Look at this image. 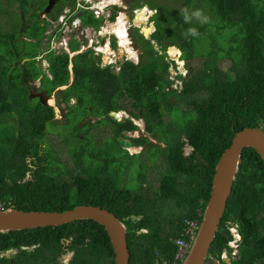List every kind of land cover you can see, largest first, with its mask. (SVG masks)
<instances>
[{
    "label": "trees",
    "instance_id": "trees-1",
    "mask_svg": "<svg viewBox=\"0 0 264 264\" xmlns=\"http://www.w3.org/2000/svg\"><path fill=\"white\" fill-rule=\"evenodd\" d=\"M140 1H133L132 7L146 4ZM168 1L180 10L161 12L160 6L147 4L154 10L150 21L155 30L148 39L138 28L130 32L134 45L142 52L137 64L120 63L118 74L110 66H101L100 55L90 49L70 57L61 50L49 49L47 41L43 50L49 23L39 16L47 0H19L20 22L7 28V23L0 21V210L12 207L62 212L78 205L97 206L125 225L128 264H160L173 259L174 241L184 229V220L201 219L198 213L202 215L209 198L215 166L235 133L247 127L264 130V0ZM31 4L36 8L28 17ZM68 7L73 10L76 0H59L57 9L47 16L57 19ZM2 10L0 0V15ZM137 16L135 24L148 27L142 24L145 11L137 12ZM209 24L217 35H205ZM81 26L97 30L101 20L83 11ZM193 29L195 35L190 31ZM144 30L148 35L150 29ZM203 37L212 46L210 52L203 44L200 51L195 50V43L204 41ZM111 45L116 48L115 40ZM168 47L170 55L181 52L180 59L190 74L188 78L178 76L183 81L180 90L173 89L169 80L168 68L173 62L166 54ZM69 50L76 52L78 44L70 42ZM198 58L203 60L202 68L193 71L189 63ZM222 59L231 62L233 75L219 69L217 62ZM40 60L46 62V69L38 65ZM36 80L38 92L54 94L56 105H63L67 116L79 117L71 129L76 140L80 132L88 134L102 123L112 126L118 144L120 139H127L132 147H143L139 154L129 155L120 145L129 167L139 171L138 186L144 184L147 164L160 151L167 172L160 180L156 198L141 194L138 188H122L117 170L83 164L84 148L70 153L75 171L66 166L58 171L49 169L41 140L48 124L56 121L55 111L38 97L32 98L30 83ZM60 87L66 88L57 91ZM199 91L207 92L206 97L186 100ZM180 103L188 110H183ZM163 108L170 109L172 115L181 112L183 122L178 131H182L183 141L180 135H169L162 120ZM121 111L128 114L122 122L111 116ZM87 116L95 121L80 126ZM131 118L142 119L145 133L163 138L165 147L160 149L142 137L126 138L124 133L138 130ZM185 145L192 149L189 155L185 154ZM137 156L146 158L133 163ZM241 159L205 264L212 263L211 257L226 264L220 258L224 250L229 264H264V162L251 148L244 149ZM171 203L179 214H160V206L169 207ZM231 225L237 226L240 235L235 256H231L232 248L228 246L233 238ZM8 250L16 253L10 258L1 255ZM65 252H72L67 264H115L106 231L92 220L0 233V264H58Z\"/></svg>",
    "mask_w": 264,
    "mask_h": 264
},
{
    "label": "rangeland",
    "instance_id": "rangeland-1",
    "mask_svg": "<svg viewBox=\"0 0 264 264\" xmlns=\"http://www.w3.org/2000/svg\"><path fill=\"white\" fill-rule=\"evenodd\" d=\"M39 0H37L38 3ZM48 1V0H47ZM81 1V0H80ZM100 0H89V1H83L81 2V7H88L89 5V9L90 10H83L80 9L81 7H77L76 5V14H74L72 16V23L74 22V20L76 19V15L78 14V12H92V10L94 11H98L99 13L97 14V16L99 17L98 19L101 20V23L104 24L103 22V18L105 16L108 15V12H110V8L108 9H103L100 5V9L96 8L97 6H99ZM112 2L108 1L109 4H113L111 5L112 7V14H114L115 12V17L114 19L111 21H106L107 24H104V28H102V34L103 36L107 35V32L110 30L111 25H113L114 23H116V17L117 15L121 16V14L123 15V17L125 18V21L127 22L128 25V34H130V32L133 33V29L134 28H138L139 29V25H136L135 22L138 21V16L137 18H134V10L136 9H147L144 10L145 12H147V16L149 17L150 13H148V11L150 10L148 5H158L160 6V10L161 12L165 11L166 9H174L176 10H180L179 6L177 4H173V6H170V1H165L164 0H142L143 4L140 8H135L132 7L133 1L136 0H117V2L115 3L114 0H111ZM142 1H140V4L142 3ZM58 2L59 0H54L53 2V8L54 11L57 9L58 7ZM78 2V0H76V3ZM119 2V3H118ZM55 4V5H54ZM148 4V5H147ZM19 6V0H2V7L5 10H2V13L0 15V21L1 24H5L7 23V28H11L13 26V23H15L16 21L19 23L20 22V9L18 8ZM116 7V9H115ZM36 6H33L32 4L29 6V13H28V17L31 15V13L33 14L34 10H35ZM117 10V11H116ZM142 11V10H140ZM151 11V10H150ZM8 12V13H7ZM44 12V11H43ZM40 13L39 18L41 20H53L51 17L47 16L48 14H44V13ZM65 12V11H64ZM177 12V11H176ZM10 15V16H9ZM152 15V14H151ZM146 17V20L144 21V23L147 25L149 23L150 20H148ZM150 18V17H149ZM59 19V18H58ZM63 22H59L58 24H56V21L54 23V26L57 25V29L55 31H53L52 29H50L48 31V34H52V36H47L44 38V42L42 44L43 46V50H46V42H49V49H53V50H59L60 49V45L61 42L63 40V37H67V35L69 36V43L74 41L75 43L78 44V50L76 52V54L78 53H82L81 52V43L83 45H86L88 40L85 42H78L80 41V35L76 36V27L71 26V23L67 22V19L64 17ZM27 22V21H26ZM81 22V20H80ZM67 26V27H65ZM49 28V27H48ZM6 29V27H5ZM48 30V29H47ZM78 30V29H77ZM80 30V29H79ZM67 32L64 33V32ZM151 31V30H150ZM149 31V32H150ZM47 32V31H46ZM148 32V33H149ZM90 36L89 38H92L94 41H98L99 44L104 43L101 40H103L102 37L97 36L94 32H89L88 33ZM209 34H215L217 35L218 32L214 29L213 25L209 24L208 25V33H206L205 35H209ZM19 36V35H18ZM113 39H115V37L112 35ZM77 38V40H76ZM84 38V37H83ZM88 38V39H89ZM130 38V36H129ZM85 39V38H84ZM203 39H205V37H203ZM112 40V38H111ZM203 41V40H202ZM202 41L195 43V50H201V45L203 44L204 47L206 48L205 51L206 52H210L212 50V46L208 44V40L205 39L202 43ZM216 41L219 42L220 44H222V41L219 37L216 38ZM117 44V43H116ZM202 45V46H203ZM93 46H97L95 43ZM99 46V45H98ZM108 46V45H106ZM104 46V47H106ZM104 47H101L100 50L103 52V54H100V61L103 65H105L106 62H108V60L111 58V56H109V54L112 52L113 55L115 54L116 58L119 57L118 54H121V50L119 52L118 48H114L111 49L108 47L109 51L108 54L104 53ZM134 51L138 53V48L134 47L132 45ZM138 49V50H137ZM156 49V46H155ZM140 52H142L141 50H139ZM84 52V51H83ZM74 53V52H73ZM141 54V53H140ZM169 54V53H168ZM112 55V56H113ZM177 55V54H176ZM176 55H170L169 56H173L175 57ZM131 56H135L134 53L131 54ZM134 58V57H132ZM202 59H192L190 61V66L192 68L193 71H197L200 70L202 68ZM131 62V61H130ZM134 63V62H133ZM40 67H42L43 69H46L47 64L44 60H40L39 64ZM181 65V64H179ZM217 66L219 67V69L222 72H228L231 73V75H233V70H232V64L229 60H219L217 62ZM117 67L120 69V65L118 64ZM186 68V67H185ZM112 72H114L115 74H118L119 71L116 70V68L111 67ZM185 76H183V78H188L190 76V74L187 73V68L185 70ZM183 84V81H181ZM31 86V96L32 98H37L39 94H41V92L37 91V88H39V81L36 80L35 82L30 83ZM182 88V86H181ZM207 92L205 91H199L197 93H195L192 96H189L188 99H186L188 102L191 100H200L204 97H206ZM54 98V100H53ZM53 98L52 100L48 101L49 103H51L52 101V105H54L55 109V122L48 124L47 126V132L45 133L44 138L41 140V144L44 148V153L46 154V162L48 163V168L49 169H53L54 171H58L63 169V166H66L68 169H70L71 171H75V163L72 160V155L70 154L71 152H74L76 149L77 150H81L82 148L86 149L87 151H82L83 153V158L81 160V162L85 165L89 164V166H91L92 168H101L103 166H105V168L108 171H112L115 172L116 170L118 171V173L121 174V184L120 186L122 188L127 187L130 188L131 190H136L138 188V190L140 191L141 194H143L142 192H145L147 194L148 197H150L151 199H155L157 194L159 193V183L161 178L166 174L167 172V164L165 162V159L163 157L162 154H160V151H157L156 157L154 159V161L152 163L147 164L146 170H145V175H144V184L142 185H137V176L139 174V171L136 168H130V163H128L129 159L128 157H126L125 153L122 151L121 148V144H120V139L119 140V144L117 142V140L114 137V131L112 129V126L110 125H104L101 123L100 127H94L91 128L88 132V134L86 132H80L79 134V139L76 140V138H74L71 134V129L73 126V122L74 120H79V117H76V114H73L74 116H67V110L64 108L63 105H61L60 107H58L56 105L55 102V95L53 94ZM172 99H174L173 97H171ZM171 99V102H172ZM74 103V101L71 102V104ZM181 108L185 111L188 110V106L184 103H180ZM163 107H167V105L163 106ZM175 115H172L170 109H166L163 108V116H162V120L164 122V124H166V128L167 131L169 132V135H180L181 140L183 141L184 135L182 133L181 130L178 131V128H180V124L183 122V116L181 115V112L179 111H175L174 112ZM118 117L119 119H115L117 121L122 122L124 119L128 118V114L125 111H121L118 113ZM95 120L93 119L92 116H87L86 118L81 120V125L83 126V123H89L92 124ZM131 121L133 122L134 125H138L139 126V130H136L134 132H126L124 133V136L126 138H145L147 140H149V144L152 145H156L158 146L160 149L165 147V141L163 138H154L152 135L145 133L144 131V121L142 119H133L131 118ZM137 126V127H138ZM161 128V127H160ZM85 130V129H83ZM163 131V130H162ZM164 132V131H163ZM127 140V139H124ZM189 146H184V150L186 155H189L191 149H189ZM123 149L127 150L129 155H136L139 154V152L142 151L143 147H128V148H124ZM159 149V150H160ZM155 152V151H154ZM152 152V154L154 153ZM147 154V156H149V152H145ZM144 156V155H142ZM145 157H141V156H137L133 159V163L139 160H143L145 159ZM149 158V157H148ZM125 164V165H123ZM132 164V163H131ZM65 178H69L68 175H65ZM169 199H167L166 201H168ZM160 214H163L165 216H175L179 214V209L173 204H169V207L167 205H161L160 206ZM165 223V222H163ZM166 226V225H165ZM235 225H231V227ZM167 227V226H166ZM145 231V230H144ZM233 248V253H236L235 247L234 245H230ZM15 251L12 250H8L6 252L3 253V256H6L8 258H10V255H14ZM72 252H65L63 255L60 256L59 261L60 263L58 264H65L66 261H70ZM225 255V258H227V253L223 252L222 256ZM67 257V260H66ZM211 264H219V262L211 257ZM226 259H223V261H225ZM68 261V262H69Z\"/></svg>",
    "mask_w": 264,
    "mask_h": 264
},
{
    "label": "water",
    "instance_id": "water-1",
    "mask_svg": "<svg viewBox=\"0 0 264 264\" xmlns=\"http://www.w3.org/2000/svg\"><path fill=\"white\" fill-rule=\"evenodd\" d=\"M53 2L54 0H48L43 12L44 14L50 12ZM81 16L82 12L76 15V17ZM144 29L151 30V26L140 27V33L145 39H148L151 31L147 35ZM156 49H158L157 46ZM71 55L74 56L76 53H72ZM65 88L60 87L56 90H63ZM38 98L43 104L51 106L48 101L52 100L53 96H46L42 93L38 95ZM111 116L114 119H119L115 112L111 113ZM120 144L124 148L131 147L129 140H120ZM246 148L253 149L264 162L263 129L247 127L236 132L229 147L221 154L215 166L209 198L201 216L198 232L182 264H205L211 245L219 230L233 183L239 171L242 153ZM79 220H92L101 225L109 237L115 264L129 263L130 254L126 241L127 229L125 225L114 214L97 206L78 205L62 212L21 211L10 207L0 210V233L5 234L51 226L57 227ZM224 262L229 264L230 260L226 259Z\"/></svg>",
    "mask_w": 264,
    "mask_h": 264
},
{
    "label": "built area",
    "instance_id": "built-area-1",
    "mask_svg": "<svg viewBox=\"0 0 264 264\" xmlns=\"http://www.w3.org/2000/svg\"><path fill=\"white\" fill-rule=\"evenodd\" d=\"M83 1H86V0H81V1L78 0V2L76 3L77 7H79V6L81 7V2H83ZM87 1H89V0H87ZM100 1H101V3H100ZM100 1H99V3L102 4L101 7L103 9L110 8V12H108V15L106 16V18H105V16L103 18L104 24H107L106 21L109 22L111 20L110 19V17L112 16V7H111V5H113V4H109L108 0H100ZM96 8L100 9L99 6H97ZM80 9L90 10L89 9V5H88V7H81ZM140 10H143V9L134 10V18L136 17L137 12H139ZM144 10H147V9L145 8ZM64 11L57 17V19H53V20H47L46 19V21L49 23V28H48V30L46 32V34L48 36H52V34H48V31L50 29L55 31L58 28L57 25L54 26L55 21H56V24H58L59 22H63L64 21L63 19L65 17L67 19V22L69 23L70 20L72 21V16L76 12V9L75 10H71L70 8H67ZM92 11H93L94 17L95 18H99L97 16V14L99 12L98 11H94V10H92ZM145 13H147V12H145ZM148 13H150L149 17H151L154 14V10H151V11L149 10ZM119 17L120 16L117 15V17H116L117 21L119 20ZM149 17L147 18L148 20L150 19ZM71 21H70V23H71L70 25L76 27V36L80 35V41H78L77 38H76V40L78 42H80V43L83 42V41L86 42L88 40L86 45H83L81 43V46H80L81 47V52L90 49V50H92L94 52L95 55H100V54H103V52L100 50V48L104 47L106 45H108V47L112 51V49H114L112 47V45H111L113 40H115V42L117 43L116 44V49L118 48L119 52L123 49L121 51V54H118L119 55L118 58H116L115 54L113 55V53L111 52L109 54V56H111V58L108 60V62L105 63V65H103L101 63V66H103V67L104 66H110V67L116 68V70L119 71V68L117 67V65L118 64L120 65V63H122L124 61H127V62L131 61V63L134 62L133 64H137L138 59H139V55H137V53L134 51V49L132 47V45L134 47H135V45H134L133 39L131 38V35L128 34V25H127V22L125 21V19H124V21L126 23L125 24L126 38L122 39V40H120V38L117 36V34L115 32H113L112 30H109L107 32V35L103 36L102 28H104V24H102V23H101V26L97 30H95L93 27L81 26L80 18H78V17H76V19L74 20L73 23ZM117 21H116V23H117ZM147 25H151L152 26V23L149 21V23ZM65 27H67V26H65ZM154 30L155 29L152 26L151 27V33H153ZM91 31L94 32L97 36L102 37L103 40H101V41L104 42V43L99 44L98 41H94L92 38H89L90 35L88 33L91 32ZM139 31H140V26H139ZM64 33L67 34L66 31ZM112 35L115 37V39H113ZM129 36H130V38H129ZM111 38H112V40H111ZM122 41L125 42L123 45H121ZM94 43L97 46H93ZM152 43L154 44L153 41H152ZM126 46H128V47L125 48ZM60 50L62 52H66L68 54H71V51L69 50V36L68 35H67V37H63V40H62L61 45H60V49L57 50V51H60ZM132 53H134L135 56H131ZM168 53L169 52L166 51V54L168 55V59L173 62V64H170V66L168 68L169 80L171 81V86H172L173 89L180 90L181 86H182V82H181V79L178 78V76H182V77L185 76V72H186L185 70L186 69H185V66H184V62L180 59L181 53L179 51L177 52V55L175 57H173V56L170 57ZM132 57H134V58H132ZM179 64H181V65H179ZM189 149H191V148H189ZM0 208H1V205H0ZM198 214H199V216H202L200 213H198ZM200 220H184V229H183L180 237H178L174 241L176 250H175V254L173 256V259L171 261L162 260V262L160 264H182V262L186 259L187 255H188V252L190 251L191 246H192V244L194 242V239L196 237V234H197L199 226H200ZM229 231H230L233 239H232V241H230L228 243V245L229 246L230 245H234L235 250H236L237 244H238V242L240 240L238 228L235 225V227L234 226L230 227ZM231 255L235 256L236 253H233V251H232ZM221 257H222V259H225V255L224 256L221 255Z\"/></svg>",
    "mask_w": 264,
    "mask_h": 264
},
{
    "label": "bare ground",
    "instance_id": "bare-ground-1",
    "mask_svg": "<svg viewBox=\"0 0 264 264\" xmlns=\"http://www.w3.org/2000/svg\"><path fill=\"white\" fill-rule=\"evenodd\" d=\"M108 1H110V2H112L111 0H108ZM114 2L116 3L117 2V0H114ZM119 3V2H118ZM100 5H102V4H99V7H100ZM147 17V16H146ZM124 17H123V15L121 14V16L119 17V20L117 21V23H115V24H113V25H111V27H110V30H112L113 32H115L116 34H117V36L120 38V40H122V39H125L126 38V32H125V21H124ZM125 42L124 41H122L121 42V45H123ZM104 53L105 54H108V51H109V49H108V46H106V47H104ZM178 51V50H177ZM172 52V51H171ZM170 52V53H171ZM73 52H71V54H72ZM169 53V54H170ZM51 103H52V101H51ZM50 103V104H51Z\"/></svg>",
    "mask_w": 264,
    "mask_h": 264
},
{
    "label": "clouds",
    "instance_id": "clouds-1",
    "mask_svg": "<svg viewBox=\"0 0 264 264\" xmlns=\"http://www.w3.org/2000/svg\"><path fill=\"white\" fill-rule=\"evenodd\" d=\"M150 10H151V9H150ZM146 14H147V13H146ZM197 15H199V14L197 13ZM78 18H79V17H78ZM150 18H151V17H150ZM186 19H187V17H186ZM149 20H150V19H149ZM150 22L152 23V26L154 27L153 22H152V21H150ZM146 26H151V25H146ZM152 26H151V27H152ZM154 29H155V28H154ZM190 31L192 32L193 35H195V30H194V29H193V30H190ZM151 34H152V33L149 34V37H150ZM154 46H157V45H154ZM127 47H128V46H126L125 48H127ZM157 47H158V46H157ZM169 48H170V47H168L166 51H168ZM158 49H159V48H158ZM158 49H157V50H158ZM178 51H179V50H178ZM179 52H180V51H179ZM159 53H160V52H159ZM180 53H181V52H180ZM167 56H168V55H167ZM138 61H139V59H138ZM124 62H125V61H124ZM137 63H138V62H137ZM51 106L55 109L54 105L51 104ZM112 113H113V112H112ZM115 113H116V112H115ZM118 113H119V112H118ZM118 113H116L117 116H118ZM118 118H119V117H118ZM137 126H138V125H137ZM138 130H139V126H138ZM187 146H188V145H187ZM191 150H192V149H191ZM190 152H191V151H190ZM185 154H186V153H185ZM141 231H142V232H145L144 230H141ZM239 236H240V235H239ZM232 239H233V238H232ZM231 241H232V240H231ZM239 241H240V240H239ZM229 242H230V241H229ZM229 242H228V243H229ZM228 246H229V245H228ZM237 246H238V244H237ZM229 247H230V246H229ZM231 248H232V247H231ZM232 251H233V249H232ZM223 252H226V253H227L226 250H224ZM223 252H222V253H223ZM222 253H221V255H222ZM231 253H232V252H231ZM236 254H237V247H236ZM221 255H220V258L222 259ZM71 256H72V255H71ZM71 256H70V257H71ZM231 256H232V255H231ZM225 259H229V260H230V258L228 257V253H227V258H225ZM222 261H223V259H222ZM223 262H224V261H223ZM59 263H60V262H59ZM67 263H68V262H67ZM67 263H65V264H67ZM182 263H183V262H182Z\"/></svg>",
    "mask_w": 264,
    "mask_h": 264
},
{
    "label": "crops",
    "instance_id": "crops-1",
    "mask_svg": "<svg viewBox=\"0 0 264 264\" xmlns=\"http://www.w3.org/2000/svg\"><path fill=\"white\" fill-rule=\"evenodd\" d=\"M52 8H53V7H52ZM52 8H51V10H52ZM68 8H70V7H68ZM66 9H67V8H66ZM70 9L72 10V8H70ZM51 10H50V11H51ZM64 10H65V9H64ZM64 10H63V11H64ZM73 10H75V8H74ZM63 11H62V12H63ZM62 12H61V13H62ZM74 14H76V12H75ZM74 14H73V15H74ZM82 14H83V12H82ZM79 18H80V20H81V17H79ZM137 50H138V49H137ZM76 52H77V51H76ZM76 52H74V53H76ZM138 53H139L138 55H140V51H139V50H138ZM69 56H72V55L69 54ZM69 69H71V65H69ZM51 96H53V95H51Z\"/></svg>",
    "mask_w": 264,
    "mask_h": 264
},
{
    "label": "flooded vegetation",
    "instance_id": "flooded-vegetation-1",
    "mask_svg": "<svg viewBox=\"0 0 264 264\" xmlns=\"http://www.w3.org/2000/svg\"><path fill=\"white\" fill-rule=\"evenodd\" d=\"M57 1H58V0H57ZM54 5H55V4H54ZM78 13H79V12H78ZM135 18H136V17H135ZM31 83H32V82H31ZM15 253H16V251H15ZM1 255L3 256V253H2ZM1 255H0V256H1ZM59 258H60V257H59ZM59 258H58V262H60V261H59Z\"/></svg>",
    "mask_w": 264,
    "mask_h": 264
}]
</instances>
